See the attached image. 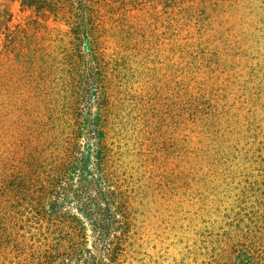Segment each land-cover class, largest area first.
<instances>
[{
	"label": "rangeland",
	"instance_id": "374dc122",
	"mask_svg": "<svg viewBox=\"0 0 264 264\" xmlns=\"http://www.w3.org/2000/svg\"><path fill=\"white\" fill-rule=\"evenodd\" d=\"M0 264H264V0H0Z\"/></svg>",
	"mask_w": 264,
	"mask_h": 264
},
{
	"label": "trees",
	"instance_id": "16d2710c",
	"mask_svg": "<svg viewBox=\"0 0 264 264\" xmlns=\"http://www.w3.org/2000/svg\"><path fill=\"white\" fill-rule=\"evenodd\" d=\"M87 9H89V8H86V10H87ZM84 13H85V11H84Z\"/></svg>",
	"mask_w": 264,
	"mask_h": 264
}]
</instances>
